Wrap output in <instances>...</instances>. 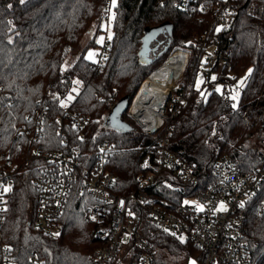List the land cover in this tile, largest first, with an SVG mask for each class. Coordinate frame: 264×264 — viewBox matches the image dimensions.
<instances>
[{"label": "trees", "instance_id": "1", "mask_svg": "<svg viewBox=\"0 0 264 264\" xmlns=\"http://www.w3.org/2000/svg\"><path fill=\"white\" fill-rule=\"evenodd\" d=\"M109 4L110 0H0V170L7 167V161L19 166L7 198L2 232L3 240L24 263L35 252L43 264H91L90 258L101 245L95 238V226L83 220L84 204L92 200L84 203L78 192L67 206L60 235L46 237L33 227L36 190L31 179L37 160L21 167L28 147L14 139L17 129L27 122L26 114L47 104V138L59 143L56 116L75 80L81 83L80 90L68 109L88 117L83 141L88 147L94 149L104 139L114 144L108 169L115 178V194L138 188L139 164L153 140L136 131L126 114L121 117L123 127L110 122L108 126L104 120H109L116 103L131 101L140 84L175 48L187 50L189 60L179 83L184 102L170 125V152L202 178H211L213 161L224 155L231 156L246 173L260 165L258 153L264 149V0L240 1L235 20L225 32L232 37L220 42V48L225 44L230 49L227 63L210 90L204 84L196 87L201 69L196 40L210 30L207 17L184 13L174 7L173 0H116L104 64L92 66L85 56L95 44L94 37L75 53L93 26L94 36L100 30ZM155 31L158 37L151 40ZM162 43L164 48L158 53ZM239 79L244 83L238 99L233 100ZM258 136L261 139L256 144ZM134 211L143 221L141 236L156 249L154 264H166V255L178 258L176 264H185L192 254L198 258L199 251L190 243L155 229L142 210ZM243 211L253 262L264 264V181ZM107 264H126V252Z\"/></svg>", "mask_w": 264, "mask_h": 264}, {"label": "built area", "instance_id": "2", "mask_svg": "<svg viewBox=\"0 0 264 264\" xmlns=\"http://www.w3.org/2000/svg\"><path fill=\"white\" fill-rule=\"evenodd\" d=\"M240 1L173 0L174 7L182 12L204 20L207 17L210 30H204L196 43L200 71L209 90L227 63L230 49L225 44L220 48V42L221 38L225 41L232 37L225 32L235 20ZM109 48L110 41L105 39L92 66L99 68L104 64ZM184 51L186 62L182 74L174 80V87L163 103L150 110L147 116H142L141 112L132 113L138 89L124 113L136 131L153 140L140 161L136 190L114 193L115 178L108 169L114 144L104 139L92 149L83 142L88 117L60 103L56 116L59 143H56L47 138L50 112L47 104L26 114L27 122L17 129L14 139L28 147L21 167L27 168L33 159L37 160L31 179L36 190L32 225L42 235L56 237L62 233L65 211L73 194L78 192L84 203L88 198L92 200L84 204L83 220L95 226V238L101 243L90 258L91 264H107L122 252H126V264L132 259L135 264H154L156 249L141 236L143 221L134 208L142 210L155 229L195 247L199 251V264H254L245 239L243 210L264 181V149L258 153L260 165L252 173L243 172L231 156L224 155L213 161L211 178H202L170 152L171 121L184 102L179 85L189 60V52ZM154 116L156 122L152 121ZM76 139L80 142H75ZM17 169L18 165L7 161V167L0 170V264H43L35 252L25 263L20 261L12 245L3 240V215ZM6 187L10 191L4 192ZM197 205L203 206L202 210ZM221 205L224 210H220Z\"/></svg>", "mask_w": 264, "mask_h": 264}, {"label": "bare ground", "instance_id": "3", "mask_svg": "<svg viewBox=\"0 0 264 264\" xmlns=\"http://www.w3.org/2000/svg\"><path fill=\"white\" fill-rule=\"evenodd\" d=\"M160 68L154 70L151 77H147L143 81V85L139 86L140 92L136 94V98L131 107V112H141L142 116L150 114V110H154L159 104L163 103L165 97L174 87V80L178 79L185 66L186 53L182 49H175ZM156 122V117L152 118Z\"/></svg>", "mask_w": 264, "mask_h": 264}, {"label": "rangeland", "instance_id": "4", "mask_svg": "<svg viewBox=\"0 0 264 264\" xmlns=\"http://www.w3.org/2000/svg\"><path fill=\"white\" fill-rule=\"evenodd\" d=\"M112 19H113V7H112V0H110L109 10L107 12L106 18L104 19V21L101 24L100 30L94 36V33L96 32V28H95V26H93L89 30V32L84 35V37H83V39L81 41V47H80L79 50L75 51V53H78L82 48H85L86 46H88L90 44V41L94 37L95 38V44L93 46H90L87 49L85 56L87 58L89 52H92V53H94L96 55V53L100 49V46L103 44L104 40L105 39H109V36L112 37V34H113V31H112ZM159 39H160V41H163L162 38H159ZM101 40H102V42H101ZM163 48H164L163 43L158 45V47H157L158 53ZM95 55L93 56L92 60H89V59L88 60L91 61V62H94L95 61ZM72 57L73 56H71V58L69 59L70 61L73 60ZM181 80H180L179 83H181ZM241 80L242 79H239V80L236 81V86L234 88V95L237 92L239 93V89L241 87V84H240ZM76 81H79V80H75L74 81V85H73V87L71 89V92L67 95V97L65 99H63L61 101V104L63 102L67 106L73 100V99L68 100V97L72 96L74 98L76 96V94L79 92L81 83L79 82V84H77V83H75ZM198 81H200L199 84H198ZM203 84H204V78H203V76L201 74V71H200V72H198V78H197V82H196V87H201V85H203ZM213 86H216V84H214ZM204 88L209 89V88H207L205 86V84H204ZM74 89H75V91H74ZM109 113H110V111L108 110V111H106L105 115H108ZM104 123H106V125L110 126L109 125V120H108L107 117L105 118ZM260 139L261 138H259V136L256 137L254 139L255 143L259 144V142H260L259 140ZM165 258H166V264H176V260H178V258H176L175 256H171V255H166ZM185 258H186L185 256L182 257V259H185ZM193 261H195V264H199L198 258H197V254H192V255L188 256L185 264H192ZM183 263H184V261H179L178 262V264H183Z\"/></svg>", "mask_w": 264, "mask_h": 264}, {"label": "water", "instance_id": "5", "mask_svg": "<svg viewBox=\"0 0 264 264\" xmlns=\"http://www.w3.org/2000/svg\"><path fill=\"white\" fill-rule=\"evenodd\" d=\"M158 34L159 33H157L155 31L151 40H155L158 37ZM128 105H129V102L127 100H122L113 106L112 111H111L110 116H109L110 117L109 122H111L112 125H114L116 127H123L124 126L121 123L119 124V121H121V117L125 113ZM113 117H115V119H113Z\"/></svg>", "mask_w": 264, "mask_h": 264}, {"label": "snow or ice", "instance_id": "6", "mask_svg": "<svg viewBox=\"0 0 264 264\" xmlns=\"http://www.w3.org/2000/svg\"><path fill=\"white\" fill-rule=\"evenodd\" d=\"M20 2H21V3H24L25 0H20ZM115 6H116V0H112V7H115ZM9 7H11V5H9ZM219 30H220V29H217V31H219ZM109 39H111V36H109ZM9 42H11V41H9ZM101 42H102V40H101ZM94 55H95L94 53L89 52V53H88V56H87V59L92 60ZM249 72H251V70H249ZM212 79H215V77H213ZM75 83L79 84V81H76ZM199 83H200V81H198V84H199ZM243 83H244V80H241V81H240V84L242 85ZM74 91H75V89H74ZM217 91H220V89L217 88ZM238 97H239V93L237 92L235 95L232 96V99H233V100H237ZM71 99H73V97H72V96H69V97H68V100H71ZM62 106H66V104H64V103L62 102ZM232 107L235 108V107H236V104H233ZM113 119H115V117H113ZM3 191H4V192H8V191H10V188H7V187H6V188L3 189ZM185 203L187 204V203H189V202H188V201H185ZM197 207H198L200 210H202V208H203V206H201V205H197ZM241 207H243V203H241ZM220 210H224V206H223V205L220 206ZM93 219H95V217H93ZM57 235H58V234H57ZM181 239H183V238H181ZM192 264H195V261H193Z\"/></svg>", "mask_w": 264, "mask_h": 264}, {"label": "flooded vegetation", "instance_id": "7", "mask_svg": "<svg viewBox=\"0 0 264 264\" xmlns=\"http://www.w3.org/2000/svg\"><path fill=\"white\" fill-rule=\"evenodd\" d=\"M109 116H110V115H109ZM109 119H110V117H109ZM110 123H111V122H110ZM120 123H121V124H123V122H122V121H119V124H120Z\"/></svg>", "mask_w": 264, "mask_h": 264}]
</instances>
